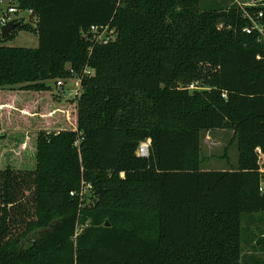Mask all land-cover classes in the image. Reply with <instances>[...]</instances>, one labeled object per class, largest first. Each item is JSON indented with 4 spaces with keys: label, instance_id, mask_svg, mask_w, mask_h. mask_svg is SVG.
Segmentation results:
<instances>
[{
    "label": "trees",
    "instance_id": "16d2710c",
    "mask_svg": "<svg viewBox=\"0 0 264 264\" xmlns=\"http://www.w3.org/2000/svg\"><path fill=\"white\" fill-rule=\"evenodd\" d=\"M20 4L38 46L0 37V264H245L243 217L264 213V3ZM73 77V99L47 97ZM213 129L237 138L235 168H201Z\"/></svg>",
    "mask_w": 264,
    "mask_h": 264
},
{
    "label": "rangeland",
    "instance_id": "374dc122",
    "mask_svg": "<svg viewBox=\"0 0 264 264\" xmlns=\"http://www.w3.org/2000/svg\"><path fill=\"white\" fill-rule=\"evenodd\" d=\"M212 2L225 7L227 5H231L232 3H238L241 6L258 5L260 3H264V0H201V4H208ZM19 17L21 18L22 16L20 15ZM29 26L34 28L35 24L30 23ZM103 35L106 39L113 40L115 38L114 29L108 27ZM1 44L9 47L36 48L38 46V38L37 34L32 29L17 28L13 37L3 40ZM54 82V80L46 81V84L53 88L51 93L46 92L47 97H50L51 99L52 95L56 94L58 97H61L62 102L75 97L76 91L78 89L76 84L78 82L77 77L65 79L61 89L56 88ZM10 93L14 95L13 97H20L18 100H21V97H23V101H26L24 100L25 97H32V92L19 91L18 93ZM6 96H8V94L5 90L0 91V100L2 97ZM146 142L144 143L148 145V142ZM4 143L5 141L1 142L2 145H4ZM11 156L13 157L12 154H10L8 157L12 158ZM19 157L20 159L22 157L21 160L25 163L27 160H32V155L27 157L23 155L20 156V154L15 157V160H17ZM200 157L202 159L201 168L203 170H228L235 168L237 166L238 158V142L233 131L228 129L202 131L200 135ZM30 165L32 166V164ZM260 169L264 177V161L262 160L260 161ZM82 186L83 187L80 191V196H84V205H88V203H90L94 198L91 199V195L88 193V186ZM254 227H257V229H254ZM243 229L250 238V242L254 241L253 245H251L250 242L243 245V261L245 264H256L251 260L252 256L254 255L253 253L256 252V249L264 252V213L246 214L243 217ZM36 237L37 236L32 233L24 242V245Z\"/></svg>",
    "mask_w": 264,
    "mask_h": 264
},
{
    "label": "built area",
    "instance_id": "2783aa9c",
    "mask_svg": "<svg viewBox=\"0 0 264 264\" xmlns=\"http://www.w3.org/2000/svg\"><path fill=\"white\" fill-rule=\"evenodd\" d=\"M22 16L21 18L19 16ZM247 15V14H246ZM36 15L34 14V11L29 8H23L20 4V0H0V37H3L1 34V29L3 26L8 24L9 22H14L17 23L18 25L20 24H36ZM253 24L255 28H259V26L256 24L255 20L253 21ZM16 26V28L18 27ZM253 27H247L244 29L246 33H250L253 29ZM15 28V29H16ZM14 29V30H15ZM14 30H12L9 34H11ZM107 27L105 28H98L97 26H92L91 31L94 34V38L97 42L99 43H107L109 40L104 37V33L106 32ZM261 30V29H260ZM8 34V35H9ZM85 74H89V70H84ZM77 91L76 95L79 94V89H80V80L77 79ZM55 87L61 89L63 87V80H57L55 83ZM191 88L193 85L190 86ZM1 132V131H0ZM139 155L141 156H146L148 153V145L145 143H141L139 146Z\"/></svg>",
    "mask_w": 264,
    "mask_h": 264
},
{
    "label": "crops",
    "instance_id": "0c3cea01",
    "mask_svg": "<svg viewBox=\"0 0 264 264\" xmlns=\"http://www.w3.org/2000/svg\"><path fill=\"white\" fill-rule=\"evenodd\" d=\"M16 130V129H15ZM1 132H4L5 130H0ZM39 131V130H38ZM47 131H50V130H47ZM148 142V145H149V140H147ZM146 142V143H147ZM238 159V158H237ZM264 161V155L259 153V161ZM254 229H257V227H254ZM264 236V235H263ZM264 241V240H263ZM251 245L254 244V241L253 242H250ZM261 245V244H260ZM259 245V246H260ZM262 246H263V243H262ZM258 252V253H257ZM254 255L252 256V261L256 264H264V252L261 251V250H257L256 249V252L253 253Z\"/></svg>",
    "mask_w": 264,
    "mask_h": 264
},
{
    "label": "water",
    "instance_id": "95a60500",
    "mask_svg": "<svg viewBox=\"0 0 264 264\" xmlns=\"http://www.w3.org/2000/svg\"><path fill=\"white\" fill-rule=\"evenodd\" d=\"M17 25H18L17 23L9 22L5 26H3L1 29L2 36L8 35L12 30L16 28Z\"/></svg>",
    "mask_w": 264,
    "mask_h": 264
}]
</instances>
